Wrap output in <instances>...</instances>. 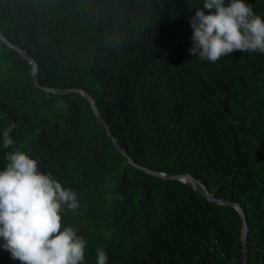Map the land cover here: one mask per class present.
Returning <instances> with one entry per match:
<instances>
[{"label": "trees", "instance_id": "obj_1", "mask_svg": "<svg viewBox=\"0 0 264 264\" xmlns=\"http://www.w3.org/2000/svg\"><path fill=\"white\" fill-rule=\"evenodd\" d=\"M202 2L0 0V31L35 60L42 86L89 93L138 165L190 174L239 203L247 264H264V54L191 55L189 20L197 8L208 13ZM244 2L264 19V0ZM4 126L42 173L78 194L62 228L85 240L84 264H96L98 247L107 264H240L233 208L132 167L87 100L35 88L30 65L0 41ZM0 264L20 261L0 253Z\"/></svg>", "mask_w": 264, "mask_h": 264}, {"label": "clouds", "instance_id": "obj_2", "mask_svg": "<svg viewBox=\"0 0 264 264\" xmlns=\"http://www.w3.org/2000/svg\"><path fill=\"white\" fill-rule=\"evenodd\" d=\"M190 18L189 53L215 63L234 51L264 54V19L244 0H203ZM6 153L0 170V253L20 264H84L85 240L73 226H63L64 208L80 207L78 194L65 188L38 162L3 134ZM7 162V163H6ZM6 163V164H5ZM103 247L96 249V264H107Z\"/></svg>", "mask_w": 264, "mask_h": 264}, {"label": "water", "instance_id": "obj_3", "mask_svg": "<svg viewBox=\"0 0 264 264\" xmlns=\"http://www.w3.org/2000/svg\"><path fill=\"white\" fill-rule=\"evenodd\" d=\"M0 41L3 42L8 48L13 49L17 53H19L21 57L30 65L31 79H32V82L35 88L47 94H53L57 96H64V95L73 94V93L79 94L85 100H87L97 120V123L105 129L107 137L110 138L114 148L117 149L127 159L128 164H130L132 167L136 168L137 170L143 171L145 174L160 178L162 180L181 182L189 186L190 188H192L195 192H197L200 196H202L204 199L207 200V202L211 204L233 208L238 213L239 218L241 220V229H240L241 256L239 258V261H240V264H247L248 226H247L245 212L239 203L231 202L229 200L222 199V198H218L214 194L208 192L207 189L204 187V185L190 174L170 175L164 172L154 171L149 168L138 165L129 156L128 152L120 146L116 138L112 135V132L107 122L105 121L103 116L100 114V112L98 111L95 105V100L92 98V96L89 93H87L85 90L80 89V88H50V87L42 86L38 79V67H37L35 60L31 58L26 52H24L21 48L17 47L13 43H11L9 40H7L1 31H0Z\"/></svg>", "mask_w": 264, "mask_h": 264}, {"label": "rangeland", "instance_id": "obj_4", "mask_svg": "<svg viewBox=\"0 0 264 264\" xmlns=\"http://www.w3.org/2000/svg\"><path fill=\"white\" fill-rule=\"evenodd\" d=\"M4 132H9V134L12 136V138L14 139L15 142L17 141V137H18V135L15 132V130L13 129V127H5L4 126L0 130V170L3 167L6 153L11 152L13 150L12 148L5 149L3 147V134H4Z\"/></svg>", "mask_w": 264, "mask_h": 264}]
</instances>
